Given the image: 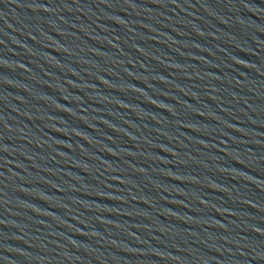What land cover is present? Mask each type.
<instances>
[{
  "label": "water",
  "instance_id": "1",
  "mask_svg": "<svg viewBox=\"0 0 264 264\" xmlns=\"http://www.w3.org/2000/svg\"><path fill=\"white\" fill-rule=\"evenodd\" d=\"M0 264H264V0H0Z\"/></svg>",
  "mask_w": 264,
  "mask_h": 264
}]
</instances>
